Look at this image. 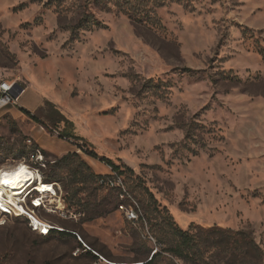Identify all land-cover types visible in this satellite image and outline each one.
Returning <instances> with one entry per match:
<instances>
[{"label":"rangeland","instance_id":"rangeland-1","mask_svg":"<svg viewBox=\"0 0 264 264\" xmlns=\"http://www.w3.org/2000/svg\"><path fill=\"white\" fill-rule=\"evenodd\" d=\"M135 2L151 19L127 15ZM0 73L38 89L70 122L54 124L48 107L33 113L54 130L46 147L112 160L126 189L122 199L91 182L74 198L69 168H53L63 156L24 155L27 125L4 115L0 171L24 163L42 182L55 177L62 212L46 195L37 216L103 260L75 235L43 237L27 217H6L0 264H143L176 242V226L247 232L264 251V0H0ZM66 129L74 138L59 136ZM95 161V174L112 176ZM121 204L141 219L127 221ZM201 246L207 264H238L228 248ZM247 252L242 264H264ZM163 258L156 264H193Z\"/></svg>","mask_w":264,"mask_h":264},{"label":"trees","instance_id":"trees-1","mask_svg":"<svg viewBox=\"0 0 264 264\" xmlns=\"http://www.w3.org/2000/svg\"><path fill=\"white\" fill-rule=\"evenodd\" d=\"M140 1V0H138ZM127 3V2H126ZM142 4L139 2H135L131 5V8H124L127 15L130 18H135L138 14L139 21L145 22L147 19H151L150 17V10L149 8H141ZM122 6H124L122 4ZM140 9H143V13ZM52 110L55 114L56 118L50 117L52 122H66L68 125L70 122L67 118L56 108V106L46 101L44 106L41 107L38 112H44L46 108ZM30 120L35 122L36 124L42 126L48 133L52 134L53 129L50 128L45 122L42 121L36 114L29 112L28 110L22 109L21 110ZM58 120V121H57ZM60 124V123H59ZM63 135H60L61 138H74L73 133L70 130H65ZM2 138H0L1 140ZM78 148L81 149L82 152H85L87 156L95 160H99L101 163L106 164L108 167L112 169V171L118 175H123L121 167L115 164L112 160L107 158L99 157L96 153L90 152L89 150L85 149L84 146L78 145ZM39 149L38 146L34 145L31 150H27L26 146L23 148L22 153L24 155H33V151ZM36 152V151H35ZM44 156H49L50 154L47 151H41ZM36 155V154H34ZM66 166L69 168L70 176L75 177V182L72 185H68L66 188L68 192L72 191L74 198H77L78 195L83 191L84 187L93 182L97 184V190L102 189V186L99 185L102 179H105L107 176L95 174L92 171V167L81 158L78 153H70L61 159H57L54 163V169H60L61 167ZM131 170V169H129ZM132 171V170H131ZM45 183H53L56 182L55 177L50 176L48 180L44 181ZM77 185V186H75ZM81 187V188H79ZM112 191H118L111 189ZM120 197V194L119 196ZM105 212V211H104ZM101 214V213H99ZM104 214V213H102ZM96 217V216H95ZM94 219V218H93ZM151 222V218H149ZM173 235L176 238V242L171 247H163L160 248L159 251L149 260L143 264H156L159 260H163V253H170L176 258L179 259H189L193 262V264H207L205 262V252L202 250L201 244L205 242L206 244L213 245L212 247L221 248L225 247L231 251L232 255L236 260H238V264H242L243 260H246L249 256L247 251H252L256 254V257L259 260L264 259V251L261 246L256 242L255 238L252 234H248L247 232H234L232 230L222 229V228H199V232L201 236L197 234H193L191 231H185L180 227L176 226ZM63 235H73L67 232H61ZM215 235H218L219 238H214ZM215 239V240H213ZM159 243L164 246L165 241L163 239L159 240ZM93 258L98 259L97 256H93Z\"/></svg>","mask_w":264,"mask_h":264},{"label":"built area","instance_id":"built-area-1","mask_svg":"<svg viewBox=\"0 0 264 264\" xmlns=\"http://www.w3.org/2000/svg\"><path fill=\"white\" fill-rule=\"evenodd\" d=\"M20 89H23V93L26 90V88L20 86L19 84L10 83V82L5 81L2 78L1 73H0V111L4 110L10 106L18 105L19 97L16 98L15 95L19 92ZM28 143H29V145H32L30 147H34L32 140H29ZM35 151L38 152L39 154L38 155L36 154L33 156L38 157L39 160H42L43 156L41 154L40 148L35 150ZM22 164H24V163H22ZM26 166L28 167V170L30 171V173H32L38 179L39 178V171L36 169H33L29 165H26ZM47 184L52 185L53 188H55V190L57 192V195H54V196L50 195L53 198L58 199V201H55V202H58V206L55 207L56 212H62V209L60 207H64V204H63V199L61 197H59V194L60 195L62 194L61 189L55 183H47ZM99 185L102 186V188L118 190L120 193V197L122 199L125 198V196H126L125 195V192H126L125 184H124L122 178L116 173H113L112 176H107L105 179H102L100 181ZM34 193H36L35 187L31 188L30 190L27 191L25 198H24L25 202H24V204H22V206L25 208L23 210L24 212L13 210V209H6V210L1 212L0 220H4L6 217H27V219H29V221H30V227L33 229V231L39 233L43 237H49L52 233H55L56 231L57 232L58 231L63 232L64 231L63 229L59 228L56 225L51 224L48 221L41 220L37 216V213H36L37 210L45 209L46 211H48V207H47L46 202L44 201L43 197L40 196V197L35 198L33 196ZM29 198H31V203H32L31 209L27 208L28 207L27 200ZM34 202H38V203H34ZM120 211L125 214L126 219L129 222L135 223V222L139 221V219H141L137 209H135L133 207L128 208L125 205L121 204L120 205ZM34 218H37L40 221L39 224L35 223ZM73 235L77 236L80 239V242L82 243V245L84 247V252H87V251L93 252L87 245H85V243L82 241V239L80 238V236L78 234L74 233ZM78 251H81V250L79 249ZM158 251H159L158 249L155 250L152 253V257ZM94 254L97 255L98 257H100L98 254H96V253H94ZM101 259L103 260V258H101Z\"/></svg>","mask_w":264,"mask_h":264},{"label":"bare ground","instance_id":"bare-ground-1","mask_svg":"<svg viewBox=\"0 0 264 264\" xmlns=\"http://www.w3.org/2000/svg\"><path fill=\"white\" fill-rule=\"evenodd\" d=\"M23 170V171H21ZM20 173V179L18 182L6 184L3 183L4 179H14L15 174ZM7 174V176H5ZM47 185L49 191L46 193L40 192V186ZM35 187V191L45 198L46 195H57L55 188L52 185L46 184L40 180V177L37 179L25 165H18L13 169L1 170L0 171V214L6 209H13L17 211H23L25 208L22 206L24 204L25 195L28 190ZM41 200V199H40ZM24 212V211H23ZM35 219V223L39 224V220Z\"/></svg>","mask_w":264,"mask_h":264},{"label":"crops","instance_id":"crops-1","mask_svg":"<svg viewBox=\"0 0 264 264\" xmlns=\"http://www.w3.org/2000/svg\"><path fill=\"white\" fill-rule=\"evenodd\" d=\"M28 93V102L32 103L31 106H27V105H22L21 104V96L23 94ZM20 97H19V102L17 106H12L9 107V109H7L4 113H0V134L3 130L2 128V123H3V117L4 115H10L16 122H18L19 124H26L27 125V131H24L25 135H27L32 141L33 143H35L38 147L42 148L44 151H47L48 153H53L57 156H66L70 153H76L75 150V146L70 144L67 151H65L64 153H55L54 151H52L50 148L46 147L43 143H42V137L43 136H51L52 134L48 133L42 126L36 124L35 122H33L32 120H30L21 110L25 109L28 110L31 113H35L37 110H39L44 103L46 102V97L45 95H43L42 93H40L38 91V89L34 88H27L25 92L23 93ZM33 100H36V102L33 103ZM3 112V111H2ZM92 168L95 167L96 165V161L95 159L91 158V157H87V159L85 160ZM98 174V173H97ZM102 174H109V172H99L98 175H102Z\"/></svg>","mask_w":264,"mask_h":264},{"label":"snow or ice","instance_id":"snow-or-ice-1","mask_svg":"<svg viewBox=\"0 0 264 264\" xmlns=\"http://www.w3.org/2000/svg\"><path fill=\"white\" fill-rule=\"evenodd\" d=\"M5 176H7V174H5ZM19 179H20V173H16L14 179H4L3 183L10 184V183L18 182ZM34 203H38V202H34Z\"/></svg>","mask_w":264,"mask_h":264},{"label":"water","instance_id":"water-1","mask_svg":"<svg viewBox=\"0 0 264 264\" xmlns=\"http://www.w3.org/2000/svg\"><path fill=\"white\" fill-rule=\"evenodd\" d=\"M23 93V89H20L19 92L15 95L16 98L20 97Z\"/></svg>","mask_w":264,"mask_h":264}]
</instances>
